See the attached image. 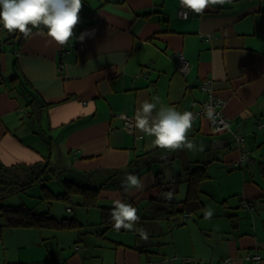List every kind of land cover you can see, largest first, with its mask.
Wrapping results in <instances>:
<instances>
[{"label": "crops", "instance_id": "crops-1", "mask_svg": "<svg viewBox=\"0 0 264 264\" xmlns=\"http://www.w3.org/2000/svg\"><path fill=\"white\" fill-rule=\"evenodd\" d=\"M179 1L82 0L80 23L64 45L45 27L19 41L18 32L0 26V163H48L53 174L38 183V198L49 207L26 205L78 222L36 228L42 253L18 263L264 264V0H226L187 18L179 16ZM206 79L231 131L215 132L209 117L199 116L188 133L193 150L169 151L135 127L141 103L155 97L157 110L200 109L209 97L201 89ZM123 115L132 117V131ZM243 149L250 159L241 160ZM198 167L206 175L190 217L150 219L151 199L167 185L177 189L173 200H183ZM129 174L143 187H126ZM64 181L85 187V199L59 196ZM73 195L82 210L67 205ZM54 200L67 206L53 209ZM115 200L137 209L132 230L117 231L104 215Z\"/></svg>", "mask_w": 264, "mask_h": 264}, {"label": "clouds", "instance_id": "clouds-1", "mask_svg": "<svg viewBox=\"0 0 264 264\" xmlns=\"http://www.w3.org/2000/svg\"><path fill=\"white\" fill-rule=\"evenodd\" d=\"M226 0H181V4L196 14H202L210 5L223 4ZM82 0H0V26L9 33L19 32L25 38L32 34V28L43 25L48 29V36L57 44L64 45L75 35V28L80 23ZM187 13H185V17ZM85 34L76 39L83 40ZM156 102L147 100L141 103L134 118L135 127L143 133L154 137V144L160 148L174 151L186 147L193 150L194 143L188 140L192 128L193 113L180 112L171 106H161L157 110L159 97ZM209 118H213L208 111ZM200 150H203L201 146ZM126 187L142 188L143 184L135 175H127ZM171 200L173 193L165 194ZM111 212L114 228L132 230L139 220L137 209L131 204L115 200ZM210 216V213H208ZM144 239L147 233L141 230Z\"/></svg>", "mask_w": 264, "mask_h": 264}, {"label": "trees", "instance_id": "trees-1", "mask_svg": "<svg viewBox=\"0 0 264 264\" xmlns=\"http://www.w3.org/2000/svg\"><path fill=\"white\" fill-rule=\"evenodd\" d=\"M40 27L44 26L40 25ZM17 34L19 35V37L17 36V39L19 41L24 39V36L22 34H20L19 32ZM195 170V176L188 179V194L183 200L176 201L173 199H166V193L172 192L173 194H175L177 190L175 186L167 185H165L164 192L161 196L151 199L149 206L150 219L169 220L170 218H174L177 215L185 213V211L190 212L195 210V207L198 206L199 201L197 196V184L199 180L206 175L203 167H198ZM51 174H53V170L50 169L48 163L46 162L34 163L31 165L15 164L11 166H5L0 163V202L2 200H6L13 194L26 192L28 188L34 186L35 184L44 182V180H46V178ZM70 183L71 182L69 181H64L66 190L59 196L63 197V199L68 200L70 194L75 192L78 194H82L83 199H85L84 196L86 197L87 194V191H85V187ZM42 187L45 188V194V192L47 191L46 186L42 184ZM123 198L126 202L128 197L125 192L123 193ZM129 201L131 200L129 199ZM84 203L85 200L83 204ZM32 209V207L26 205L25 203L16 205L0 204V216L3 218V223H0V240L2 239V232L5 227L71 228L78 225V222L75 218H55L53 216H50L46 212L33 213ZM104 209V215L111 214L113 210V208ZM177 219L178 218H176V220Z\"/></svg>", "mask_w": 264, "mask_h": 264}, {"label": "rangeland", "instance_id": "rangeland-1", "mask_svg": "<svg viewBox=\"0 0 264 264\" xmlns=\"http://www.w3.org/2000/svg\"><path fill=\"white\" fill-rule=\"evenodd\" d=\"M62 174V173H61ZM64 179V176L60 175L57 177V184ZM53 179L49 180V184L54 183ZM182 181V180H180ZM180 181L177 184H180ZM43 192L40 184H35L34 186L28 188L26 192L16 193L9 196L6 200H2L0 204H11L16 205L20 203L33 204L37 208L49 207L48 204L44 203L43 200L38 198L39 194ZM80 197L78 195H73L71 197V202L67 205L73 210L76 208L81 209L79 206ZM32 205V206H33ZM43 205V206H42ZM62 200L53 201L54 207H61L65 209L67 206ZM52 209V208H51ZM82 210V209H81ZM94 210V209H92ZM93 213V211H91ZM72 215V213H69ZM84 215L82 214L83 217ZM0 223H3V218L0 216ZM182 226V224H181ZM38 230L36 228H22V227H5L2 232V239L0 240V264H20L18 259L20 257H35L38 256L39 252L42 253V248L35 246V242L38 237ZM20 255V256H19ZM19 256V257H18Z\"/></svg>", "mask_w": 264, "mask_h": 264}, {"label": "built area", "instance_id": "built-area-1", "mask_svg": "<svg viewBox=\"0 0 264 264\" xmlns=\"http://www.w3.org/2000/svg\"><path fill=\"white\" fill-rule=\"evenodd\" d=\"M179 16L182 18H187L189 17L193 12L187 8H185L181 4V0L179 1ZM185 13H187V16L185 17ZM177 64L182 70H186L188 68V61L184 58L181 52L177 53ZM201 89L205 92L208 93V99L203 103L200 109L198 110H192L190 112L193 113V117L197 118L199 116H208L207 112L210 111L213 114V118H209L210 124L215 132H227L231 131V126H230V119H228L225 114L223 113L222 106H223V101L218 98L217 96L214 95V92L211 87V80L206 79L202 82L201 84ZM123 120L124 124L127 130L132 131L133 128V119L130 115H123ZM264 126V124H259V127ZM236 140L238 144L243 148V143H244V137L241 135H236ZM243 159H250L249 158V152L247 149H243L241 153V160ZM244 206L247 207H253V204L251 202H244ZM190 217L189 212H185L180 219H185ZM250 258L257 259L258 255H252L248 253V256ZM189 261L188 263L193 264L192 261Z\"/></svg>", "mask_w": 264, "mask_h": 264}]
</instances>
